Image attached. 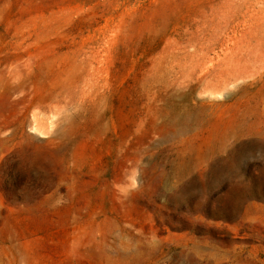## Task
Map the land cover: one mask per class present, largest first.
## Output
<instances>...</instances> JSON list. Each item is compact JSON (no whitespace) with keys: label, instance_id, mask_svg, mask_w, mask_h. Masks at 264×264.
I'll list each match as a JSON object with an SVG mask.
<instances>
[{"label":"rangeland","instance_id":"rangeland-1","mask_svg":"<svg viewBox=\"0 0 264 264\" xmlns=\"http://www.w3.org/2000/svg\"><path fill=\"white\" fill-rule=\"evenodd\" d=\"M0 264H264V0H0Z\"/></svg>","mask_w":264,"mask_h":264}]
</instances>
